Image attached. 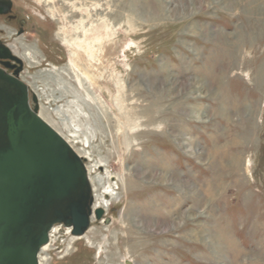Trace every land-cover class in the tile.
<instances>
[{
    "label": "rangeland",
    "instance_id": "obj_1",
    "mask_svg": "<svg viewBox=\"0 0 264 264\" xmlns=\"http://www.w3.org/2000/svg\"><path fill=\"white\" fill-rule=\"evenodd\" d=\"M14 1L54 27L21 77L111 218L45 264H264V0Z\"/></svg>",
    "mask_w": 264,
    "mask_h": 264
},
{
    "label": "water",
    "instance_id": "obj_2",
    "mask_svg": "<svg viewBox=\"0 0 264 264\" xmlns=\"http://www.w3.org/2000/svg\"><path fill=\"white\" fill-rule=\"evenodd\" d=\"M18 75L0 67V264H40L54 224L83 235L105 210L93 208L85 158L38 114L35 93L31 107Z\"/></svg>",
    "mask_w": 264,
    "mask_h": 264
},
{
    "label": "flooded vegetation",
    "instance_id": "obj_3",
    "mask_svg": "<svg viewBox=\"0 0 264 264\" xmlns=\"http://www.w3.org/2000/svg\"><path fill=\"white\" fill-rule=\"evenodd\" d=\"M35 13L28 6L17 5L14 0H0V67L8 73L22 74L28 70L25 55L29 52L24 53L27 45H21L18 49L15 44L21 38L30 41L31 37H35L38 46L46 55L47 62L51 60V52L57 53V46L50 41L53 25L47 18H36Z\"/></svg>",
    "mask_w": 264,
    "mask_h": 264
},
{
    "label": "bare ground",
    "instance_id": "obj_4",
    "mask_svg": "<svg viewBox=\"0 0 264 264\" xmlns=\"http://www.w3.org/2000/svg\"><path fill=\"white\" fill-rule=\"evenodd\" d=\"M64 43L67 45V46H69L70 48L69 49H72L73 50V52L71 53V59H73L74 58V55H75V50L77 49V48H80V44H79V42H75V41H71L70 39H68V38H66L65 40H64ZM81 43V42H80ZM82 47V46H81ZM84 50L86 49V48H84V47H82ZM26 56V55H25ZM28 57V56H27ZM83 73H87L86 74V79H88L91 83H94L95 81H93L94 79H93V76L91 75V74H88V73H90L89 71H84ZM95 77H96V75H94ZM97 77H98V75H97ZM120 113H122V112H120ZM121 116H124L123 114H121ZM125 131V130H124ZM124 131H122L121 132V134H123V136H124V134H125V132ZM68 140V139H67ZM69 141V140H68ZM70 142V141H69ZM163 168H164V171L163 172H159L158 170H157V172H159V174H157V173H155V175H156V177H158V178H160L161 180H164V177H165V172H166V166H163ZM155 170V169H154ZM152 168L150 169V167H149V170H148V172L147 173H153V171H154ZM155 172V171H154ZM154 175V174H153ZM95 207H103L102 205H100L97 201L95 202ZM159 207V206H158ZM128 212V211H127ZM129 213V212H128ZM131 213V212H130ZM129 213V214H130ZM138 214V213H137ZM165 214H169L170 215V213L168 212V211H165V209H159V210H157L156 212H155V214L153 215V216H151V217H148L147 218V224H153L154 226L156 225L157 227H159V228H161V227H163V225L166 227V221L165 220H167V216L165 217ZM135 215V214H134ZM150 216V215H149ZM173 218V217H172ZM145 221V220H144ZM143 221V222H144ZM173 221V220H172ZM176 222H178V221H176ZM175 224V223H174ZM157 229V228H156ZM57 233V232H56ZM56 233H55V235H56ZM85 238V237H87V238H89L90 236L88 235V234H86V235H82V236H74L73 235V237L70 239V242H69V245H68V248L72 245L71 243H73L74 241H76V239H80V238ZM47 248H48V245H46L44 248H43V250H42V252L44 251V250H47ZM67 248V249H68ZM67 252H68V250H67ZM66 252V253H67ZM40 264H45V262H44V257H42V255H41V257H40Z\"/></svg>",
    "mask_w": 264,
    "mask_h": 264
}]
</instances>
